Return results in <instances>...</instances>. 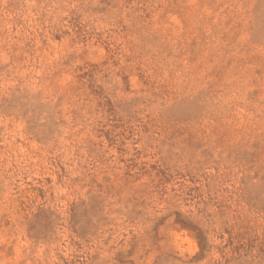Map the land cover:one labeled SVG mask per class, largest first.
<instances>
[{
  "label": "rangeland",
  "instance_id": "374dc122",
  "mask_svg": "<svg viewBox=\"0 0 264 264\" xmlns=\"http://www.w3.org/2000/svg\"><path fill=\"white\" fill-rule=\"evenodd\" d=\"M0 264H264V0H0Z\"/></svg>",
  "mask_w": 264,
  "mask_h": 264
}]
</instances>
